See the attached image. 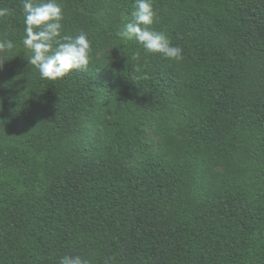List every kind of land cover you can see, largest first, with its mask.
<instances>
[{
  "label": "trees",
  "instance_id": "trees-1",
  "mask_svg": "<svg viewBox=\"0 0 264 264\" xmlns=\"http://www.w3.org/2000/svg\"><path fill=\"white\" fill-rule=\"evenodd\" d=\"M58 2L91 60L49 81L0 0V264H264V0H152L180 61L116 36L135 0Z\"/></svg>",
  "mask_w": 264,
  "mask_h": 264
},
{
  "label": "clouds",
  "instance_id": "clouds-1",
  "mask_svg": "<svg viewBox=\"0 0 264 264\" xmlns=\"http://www.w3.org/2000/svg\"><path fill=\"white\" fill-rule=\"evenodd\" d=\"M24 34L22 45L26 59L41 79L56 81L73 70L87 69L91 60V41L80 31L75 36L63 34V9L58 0H20ZM11 14L7 7H0V18ZM157 17L152 0H135L131 17L117 31L122 41H135L145 53L158 54L164 59L180 61L183 49L173 46L164 32L152 30ZM15 45L9 39H0V69L3 57L14 52ZM139 53L133 56L138 59ZM59 264H88L79 255H65Z\"/></svg>",
  "mask_w": 264,
  "mask_h": 264
}]
</instances>
